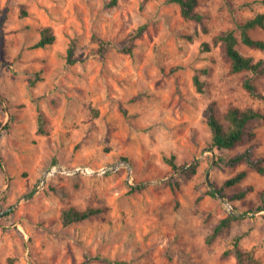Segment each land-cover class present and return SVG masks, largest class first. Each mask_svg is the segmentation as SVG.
Masks as SVG:
<instances>
[{
	"label": "rangeland",
	"instance_id": "1",
	"mask_svg": "<svg viewBox=\"0 0 264 264\" xmlns=\"http://www.w3.org/2000/svg\"><path fill=\"white\" fill-rule=\"evenodd\" d=\"M198 10L201 23L172 0H0L1 264H108L97 255L132 264H238L229 250L238 234L240 247L264 264V174L224 162L250 144L264 155V120L251 124L252 142L219 154L209 147L205 115L212 100L222 121L231 105L264 112V98L242 86L249 73H231L211 43L264 12V0H200ZM44 26L56 40L34 48ZM142 26L132 52L122 51ZM251 34L264 39L260 28ZM238 48L264 60L261 50ZM255 83L264 95V77ZM172 156L177 165L196 162V173L174 171ZM53 166L118 168L58 172L42 185ZM241 170L244 179L224 185ZM70 206L103 211L66 225L61 213ZM229 214L239 216L231 230L207 243Z\"/></svg>",
	"mask_w": 264,
	"mask_h": 264
},
{
	"label": "trees",
	"instance_id": "2",
	"mask_svg": "<svg viewBox=\"0 0 264 264\" xmlns=\"http://www.w3.org/2000/svg\"><path fill=\"white\" fill-rule=\"evenodd\" d=\"M116 0H113L115 2ZM180 7L181 15L190 20L201 23L204 15L199 12L198 5L200 0H172ZM248 4V2L246 3ZM144 27H140L136 31V35L132 37V43L128 47H124L122 51L131 53L134 46V39L142 32ZM260 28L264 30V12H258L253 17L237 21L235 26L225 31H221L212 37L211 43L220 47V51L224 59L229 64L231 73L248 72L249 75L244 79L242 86L250 94L264 98V95L259 93L255 78L264 77V60H255L251 56L243 54L238 48L239 44H243L249 48L258 49L264 52V39L256 38L251 34V31ZM56 40V34L51 26H44L40 30V37L33 45L34 48H45L53 44ZM100 51L105 52V43L100 40ZM211 44L209 42L203 43L204 50H209ZM75 44L72 43L67 49V62L73 64L76 62L75 58ZM194 83L199 92H204L206 82L202 80L198 74L194 76ZM207 123L212 132V139L209 147L220 154L222 150H233L255 139V132L251 129V124L256 120H264V112L261 109L247 107L240 108L231 105L225 112V121H222L218 115V106L215 100H212L205 109ZM39 122L42 128L44 123L43 112L39 110ZM127 160V159H126ZM168 164L171 165L174 171H181L182 174L191 176L196 173L198 164L192 163L190 167L184 165H177L174 162V157L166 158ZM224 162L233 166L241 162H246L248 166L259 174H264V155L256 156L254 154V145H248L243 151L237 152L232 156L224 159ZM247 175L245 170L237 172L232 177L225 180V186H232L240 182ZM247 193L243 190L235 194L237 198H242ZM103 211L100 207H88L85 209H78L74 206L65 207L61 213V219L64 224L68 225L73 222L85 220L91 216L97 215ZM239 219V216L229 214L222 218L211 230L206 237L207 243L214 242L217 238L225 233H228L234 221ZM243 234H238L234 237L229 250L234 251L237 256L238 264H245L248 261L251 264H259L254 256L240 247V241ZM94 260H103L108 264H132L125 260H114L109 257L97 255L93 257ZM1 264V263H0Z\"/></svg>",
	"mask_w": 264,
	"mask_h": 264
},
{
	"label": "built area",
	"instance_id": "3",
	"mask_svg": "<svg viewBox=\"0 0 264 264\" xmlns=\"http://www.w3.org/2000/svg\"><path fill=\"white\" fill-rule=\"evenodd\" d=\"M55 167H57V166H53L52 168H55ZM52 168L47 169V171L44 173V176H43V178H42V180H41V184H42V185H44V184L46 183L47 179H48L50 176L55 175V174L58 173V172H60V173H65V172H68V173H77V172H79V171L86 172V171L84 170V168H77V169H74L73 171H68V170H66L65 168L58 167V169H60V171H56V172H54V173H52V174H49V172H50V170H51ZM110 168H111V167L101 169L100 171H97L96 173H104V172H106V171H109ZM87 173H89V172H87ZM229 207L232 208L231 205H229Z\"/></svg>",
	"mask_w": 264,
	"mask_h": 264
},
{
	"label": "bare ground",
	"instance_id": "4",
	"mask_svg": "<svg viewBox=\"0 0 264 264\" xmlns=\"http://www.w3.org/2000/svg\"><path fill=\"white\" fill-rule=\"evenodd\" d=\"M88 168H89V167H88ZM88 168H84V170H85L86 172H89V173H96V172H97V171H94V170H92V169H88ZM56 171H60V169H58V167L52 168V169L50 170L49 174H52V173H54V172H56Z\"/></svg>",
	"mask_w": 264,
	"mask_h": 264
},
{
	"label": "water",
	"instance_id": "5",
	"mask_svg": "<svg viewBox=\"0 0 264 264\" xmlns=\"http://www.w3.org/2000/svg\"><path fill=\"white\" fill-rule=\"evenodd\" d=\"M124 163L128 165V163H127V162H124ZM117 168H118V166L111 167V168L109 169V171H111V170H115V169H117ZM221 198H223V196H221ZM223 199H224V198H223Z\"/></svg>",
	"mask_w": 264,
	"mask_h": 264
}]
</instances>
